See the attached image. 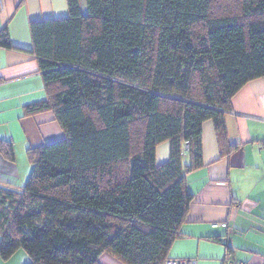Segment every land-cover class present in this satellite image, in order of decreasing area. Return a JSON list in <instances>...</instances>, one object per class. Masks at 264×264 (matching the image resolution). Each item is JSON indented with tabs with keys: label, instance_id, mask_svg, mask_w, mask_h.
<instances>
[{
	"label": "trees",
	"instance_id": "1",
	"mask_svg": "<svg viewBox=\"0 0 264 264\" xmlns=\"http://www.w3.org/2000/svg\"><path fill=\"white\" fill-rule=\"evenodd\" d=\"M66 2V17L30 23L46 98L25 110L51 111L64 137L26 149L21 188L0 185V257L165 264L192 200L186 173L202 167V124L229 155L230 100L264 77V0H85L84 13ZM0 47L13 48L6 27ZM0 154L14 162L12 142Z\"/></svg>",
	"mask_w": 264,
	"mask_h": 264
},
{
	"label": "crops",
	"instance_id": "2",
	"mask_svg": "<svg viewBox=\"0 0 264 264\" xmlns=\"http://www.w3.org/2000/svg\"><path fill=\"white\" fill-rule=\"evenodd\" d=\"M85 12V0H78ZM66 0H1L0 31L7 28L13 48L0 47V140L13 144L15 160L0 154V185L19 189L31 166L26 149L63 139L51 111L27 114L28 106L45 100L43 79L30 53V23L62 18ZM227 142L235 148L220 156L212 121L201 127L202 167L186 173L192 194L185 222L173 242L168 260L195 264H221L228 256L245 264H264V77L245 84L230 100L225 113ZM169 144L156 148V162L167 161ZM225 222L226 227L220 224ZM18 250L0 264H26ZM99 264H122L109 254ZM166 264V262H165Z\"/></svg>",
	"mask_w": 264,
	"mask_h": 264
},
{
	"label": "built area",
	"instance_id": "3",
	"mask_svg": "<svg viewBox=\"0 0 264 264\" xmlns=\"http://www.w3.org/2000/svg\"><path fill=\"white\" fill-rule=\"evenodd\" d=\"M1 1V0H0ZM184 146H187V142L184 143ZM223 227H226V223L223 222L220 224ZM166 264H195L194 261L192 260H186V259H181V260H167ZM221 264H245L241 261H237L236 259L230 257L229 255L222 261Z\"/></svg>",
	"mask_w": 264,
	"mask_h": 264
}]
</instances>
